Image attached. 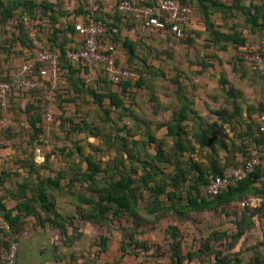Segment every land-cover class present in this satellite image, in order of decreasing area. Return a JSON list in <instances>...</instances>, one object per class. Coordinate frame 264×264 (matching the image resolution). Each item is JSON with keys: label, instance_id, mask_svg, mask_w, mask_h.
Masks as SVG:
<instances>
[{"label": "rangeland", "instance_id": "rangeland-1", "mask_svg": "<svg viewBox=\"0 0 264 264\" xmlns=\"http://www.w3.org/2000/svg\"><path fill=\"white\" fill-rule=\"evenodd\" d=\"M208 37L209 34L203 32L196 38L194 45L190 47L177 43L178 40L175 41L174 56L171 58L174 59L176 57L178 59L175 64H169L168 58L164 59L163 56H159V51L162 47L159 48L158 46L156 49L153 47L155 50L152 53V63L156 71L151 69V79L153 82L156 81L158 83L159 88L157 87L158 90L155 93L152 90H148L146 94L143 93L146 89L141 93L139 92L137 97L140 99V106L135 107V113H138L143 123L139 126L138 121H135L134 117L130 116L131 113L127 112V116L124 119L127 128L125 133H120L114 129L112 120L118 123L119 126L123 125L117 119L116 113H112V120L108 121L106 111L86 95H83L85 98L80 102L79 113H77L75 105H64L65 109L62 110L60 108L61 101L58 98L53 100L51 105L47 99L45 102L41 101L39 104L42 105V108L40 107L38 115L43 118H40L41 122L37 125L42 130L39 136L35 135V128L29 122L27 111H18L22 123L19 124L18 122L16 125L12 119V122L7 125V127H13L9 132L11 140L9 139L6 145H9L8 148L17 153L14 155V159H16V164L14 163V165H17V171H15L14 180L16 182L11 184V188L5 194V198L10 200H17L19 197H23V200L25 196L31 198L39 190L40 181H46L48 178L58 179L63 176L61 190L48 187L45 192L49 200L54 203L56 211L62 215L63 218L57 217L56 220L64 230L54 229L48 222L49 219L54 218L53 215L42 212L38 204L34 202L32 208L36 209L38 217L23 216L19 231L15 230L14 236L19 234L22 237H29L28 239L21 238L18 241L17 264H120L122 261L120 248L128 242V239L127 241L125 240V235H133L139 240L138 243H142L147 250H151L148 259L144 258L146 255L143 254L139 260L149 261V259L160 258L167 262L171 256V235L166 232L169 227L177 228L182 243L181 250L184 254L189 249L199 245L200 242L203 245L204 241L213 232L229 231V235L232 237L239 231L238 222L244 217V213L247 214V212L240 207L238 202L220 207L217 210L204 212H194L190 209L179 208L180 212L177 213L173 210H161L158 215H150L147 211V205H150V201L145 197H140L138 202L135 203L138 215L144 218L143 223L141 222L137 225L134 223V218L128 214L119 217H114L110 214L104 224H92L82 220L80 217V212L87 214L90 210L89 206H83L80 203L81 198L91 196V192L87 188L88 184L73 182L76 174L86 170L85 158L88 156H95L101 159L105 167L107 164L113 167L117 159H125L126 167L120 165V168L123 169L124 167L126 171L132 168L135 172V178H140L144 173V169L141 167L142 164L132 163L127 159V155L122 148L123 140H120L118 135L120 133L126 139L130 140L131 138V140L140 141L144 139L146 130H149L154 135L156 142H149V139L146 138L147 140L143 143L141 149V159H147L151 164L160 168L158 171L159 180L161 181H164V179L169 181L168 177L178 174L179 172L176 169L181 167L186 180L182 181L177 193H182L184 197L187 196V190L192 185V161L208 158H205L207 155L205 151L199 150V144L194 137V134L199 132L202 122L200 123L192 118L184 123L186 128L183 130L187 131V139L191 141L190 146L194 148L195 152L186 153L181 158H177V152L173 154L176 140L167 136V129L164 125L170 121L172 114L179 106L178 104L181 103V100L174 92L176 86H174V89L171 86V81L176 78V74L182 76L185 94L190 101H192V98L196 100L198 98V102L200 100L199 104L201 105V103H206L204 94L209 97L217 94L215 101L218 108L216 109H222L226 117H230L234 113L235 104L241 107H246L250 104L259 106L253 115L262 113L261 110L264 107V78H261L264 76L258 78L254 77L255 75L251 77L247 75L246 79L241 81L240 73L233 70L229 64L231 63V57L236 55V51L231 47H228L227 50L220 48L207 50L205 45L208 44L206 43ZM205 53L208 57L217 56L219 58L218 62H220L215 66L217 69L215 68V71L210 72L214 73L210 78L198 76V73L192 69V60L199 64L204 57L203 55H206ZM156 72H159V76H157ZM163 73L165 75L164 78H162ZM223 80H225V83H222ZM161 85L163 86L161 87ZM211 86L213 87L211 88ZM230 89L236 93V101L235 98L227 96L226 91ZM151 94L157 96L159 105L149 99ZM48 109L52 111L50 120L46 117ZM10 111L9 109L8 114ZM210 113H213V110L203 111L202 114L206 121H211L209 119ZM75 114L85 120V123L82 124L83 131L78 130L77 127L73 124L71 125L68 121L69 118H75ZM236 119L238 120L233 122L227 121V125L219 123L218 128L221 131L225 129L229 136L232 137L233 134H240L244 126L239 124L241 117ZM81 121L79 120L78 124ZM231 127H235L236 132ZM3 130L4 127H1L0 137L5 136L4 133L6 132ZM233 139L237 142L236 147L230 150L232 154L224 151L220 152V154L227 157L230 156L232 161L238 163L241 159L248 157L254 147L249 146L245 150L242 144L246 145V142L244 143L243 140L237 139L236 136ZM160 145H163L164 148V163L152 161V153L158 150ZM239 146L248 153L245 155L239 151L237 149ZM176 160H180L182 164H176ZM225 163H228V160ZM150 170L153 171L151 168ZM109 174L116 175L117 173L113 172V170L109 173H102L98 177L99 189L106 187ZM23 186L24 195L21 192ZM168 189L170 191L173 190L171 187ZM248 212L250 213L247 216L250 218L247 219V222H243L242 225L245 236H241L237 241L229 239L225 242L226 244H233L229 247L230 255L234 257V254L238 253L239 258H244L245 262H247L253 252L250 250L251 248L259 245L262 246L261 250L264 248V211ZM102 238L108 240L106 249L101 246ZM213 257L214 255L206 258L205 264H211Z\"/></svg>", "mask_w": 264, "mask_h": 264}, {"label": "trees", "instance_id": "trees-1", "mask_svg": "<svg viewBox=\"0 0 264 264\" xmlns=\"http://www.w3.org/2000/svg\"><path fill=\"white\" fill-rule=\"evenodd\" d=\"M114 1L117 2L119 0ZM176 1L180 4L191 5L193 12L195 9H200L203 15L204 25H200L190 19L183 38L173 39L170 37L167 41L155 40L153 42H150L146 35L136 36L134 34L132 31V20L118 10L116 3L115 5L112 4L114 5L113 12L107 13L104 9L107 6L104 0L94 1L95 18L98 22L106 25L107 27V32L100 41L101 50L106 52L107 47L113 46L116 52H118V49H120L119 45L121 44V49L126 50L129 60L126 65H123L117 56V65L132 71H136L140 74V78L138 80H127L119 85H113L108 82L105 79L103 73L100 72L101 74L98 75L96 79L97 88L94 89L92 86H89L85 83L86 76L89 73V66L86 63L73 64L66 58V49L68 44L77 42L73 38L74 35L78 34L77 21L80 18L86 19L88 17L89 12L87 10L86 3L85 6H83L75 14L73 20L68 25L66 35L63 39H61L62 31L60 29H56L55 26L56 21L58 20L56 13H52L47 18L49 9L55 12V9L53 8L54 4L51 5L44 0H26V2L15 0L12 2V5H5L2 3V0H0V52L3 67L7 60L5 53L3 52V32L5 33L13 31L15 35L14 37H17V39L21 42L22 47L27 49L28 52H31L30 59H26L24 63L34 61L37 51L41 48L58 52L61 54L60 67L62 71L59 81L60 85L57 87V89H55L54 92V100H57L58 98L61 101L60 108L63 110L65 109L64 105H75L77 107V113H79L80 102L84 100V96L86 95L94 100L100 108L106 111L105 113L108 121L112 120V113H116L117 119L122 122L121 124L123 125L119 126V124L114 120L112 121L114 124V129L118 130L120 133H125L127 130L126 124L124 123L127 112H130V116H133L134 120L138 121L139 126H141L140 124L143 123L138 113H135V107L138 105L140 106V99L137 97L139 92L141 93L144 89H146L147 92L148 90H152L155 93L158 90L157 87L159 88L158 83L156 81L153 82L151 79V69L155 70L152 63V53L158 46L163 48L162 51H159V56L167 53L171 57L169 52L175 48V41L178 40L177 43H181L184 46L190 47L191 45H194L196 38H198L203 32L205 34L208 33L209 37L206 39V43L208 44L205 45L207 50L213 48L227 50L229 46L234 48L236 55L231 57V62H234L236 66L233 68V70H243L247 73L255 75V77L258 78L264 76V74L253 72L249 63L244 58L247 47L251 44H254L255 40L253 41L251 37L260 32L262 29L264 30V12L261 9L262 7L254 4L253 2L247 5L246 2L248 0ZM86 2H88V0H86ZM151 4H154V1H152ZM21 7H25L27 10L22 14L16 13V11ZM39 11H43L44 15H39ZM211 14H221L224 24L218 25L215 23L210 18ZM240 17L244 20L242 21L243 23L240 22ZM24 18H28L30 21V26L37 31L40 43L43 37V30L45 28H50V30H52V36L50 38L52 40V46L41 47V44L39 47L34 46L29 30L24 27ZM45 18L48 19V22L45 21ZM123 19L126 20L124 24L122 23L124 22ZM229 21H233V24L230 25ZM125 29H127L130 34L124 38L122 37V33L125 31ZM77 44L80 46L79 42H77ZM153 47L155 49H153ZM260 51L264 53V51L261 49ZM203 56L204 57L201 59L202 61H200L199 65H202L203 70H206L210 65L207 62L210 57H208L207 54ZM40 66L41 65H38V70L40 69ZM156 74L159 76V72H156ZM163 75L162 78L165 77V75ZM0 78L4 81L12 79L4 78L3 69L0 73ZM43 82L45 84L49 83L46 80ZM171 82L172 89H174V86H176L174 92L177 94L179 100H181V103L178 104L179 106L177 110H175V112L172 114L170 121L164 125V127L167 129V136L176 140L173 154L177 152V158H181L186 153L195 152L194 148L190 146L191 141L187 139V131L183 130L186 128L184 123L192 118L193 120L195 119V121H199L200 123L202 122L201 126L199 127V132L194 134V137L199 144V150L205 151L207 153L205 158H208L205 160L197 159L192 161V185H190L187 190V196L184 197L182 193H177L181 187L182 181L186 180L185 175H183L184 171L181 167H177L176 169L177 172H179L178 174L168 177L169 181L164 179L162 182L159 180L158 170H160V168L151 164L149 161H147V159H141L140 155L142 154L141 149L143 147V143H145L147 139H149V142H156V139L153 137L154 135L149 130H146L144 139L140 141L136 139L131 140V138L130 140L126 139L124 135L122 136L119 133L118 136L120 140H123L122 148L127 155V159H129L132 163L137 162L142 164L141 167L144 169V173L140 178H135V172L132 168L127 171L125 170V159H117L113 167H111L109 164H107L105 167L101 159H98L95 156L86 157V170L82 173L76 174L73 180V182L87 183V188L91 192V196L80 199L81 205L90 207V210L87 214L80 212V217L82 220L92 224L101 225L108 220L110 214H112L114 217L128 214L130 217L134 218V223L139 225V223L144 222L143 216L138 215L135 206V203L138 202L140 197L149 199L150 205H147V211L150 215H158L161 210H173L177 213L180 212L179 208L190 209L194 212L217 210L220 207L230 205L234 202H238L240 205L242 201L250 197H264V168L257 169V171L249 178L228 187L217 197H213L207 193V185L210 176H225L227 174L226 171L232 172L234 169L242 166L250 158L262 152L263 138L259 132L258 121L255 122L251 120L248 124L244 125L245 130L243 129L240 134H233V137L236 136L237 139L243 140L244 143L246 142V145L242 144L245 150L248 149L247 147L249 146L254 147V149H252L249 153L250 155L245 159H241L238 163L232 161L230 156H224V161L228 160V163H224V166H222L219 157L221 155L220 152L224 151L230 154V150L236 147L237 141L233 139V137H230L229 133H227L225 129L224 131H221L220 128H218L219 120L228 119V121L230 120L231 122L238 120L236 118L241 117L242 107L238 104H235L234 113L230 115V117H226V115L224 116V111L222 109L213 110L216 120L214 122L206 121L202 114L204 111L203 106L200 104L197 105V102L194 100V98H192V101H190L186 96L185 85L182 76L176 74V78ZM222 83H225V80H223ZM162 86L163 85H161V87ZM37 92L38 96H40L41 99H44L40 100L43 102L46 101L44 92ZM226 92L228 97H236V93H234L232 89L227 90ZM17 94L19 93H12L10 96V110L15 108L14 99ZM149 99L153 100V102H157L156 104H158L157 96L151 94ZM236 100L237 98H235V101ZM34 108V106L29 105V109H26L27 113H31ZM254 111H256V109ZM254 111H252V113H254ZM261 111L262 113L259 114L260 116L264 115V107H262ZM40 118L42 119L43 117L37 114V116H34L33 120H31V124L35 128L36 136H39L40 133H42L41 128L37 127V125L41 122ZM79 120L82 121L78 124ZM68 121L71 125L73 124L75 127H77L78 130H84L82 124L85 123V120L82 117H78L77 114H75V118H69ZM144 124H146V122H144ZM239 124H244H242V119L239 121ZM3 127V131L8 133L10 132V129L13 128L7 127V125ZM231 129L236 132L235 127H231ZM9 139L11 140V138ZM237 149L245 155L248 153L244 151L241 146L237 147ZM152 157V161L154 162H165L163 145H160L159 149L152 153ZM176 162L178 165L182 164L180 160H176ZM120 165H124L123 169L120 168ZM150 168L153 169V171H151ZM109 170H113V172L117 174H109V180L107 181L106 187L99 189L98 177L102 173H109ZM181 175L183 176L181 177ZM62 178L63 176H60L58 179L48 178L46 181L42 180L39 182V190L33 197L28 198L25 196V199L23 200V197H19L20 202L17 205L16 210L19 212L20 218L23 216L38 217V214L35 211L36 209L32 208L34 202H36L42 212L53 215L54 218L49 219L48 221L50 222L51 226L54 229L64 230L61 227V224L56 220L57 217H63L56 211L54 208V203L49 200V197L45 192V189L48 187L61 190ZM169 187H171L173 190L170 191L168 189ZM21 192H23L22 195H24V186L21 189ZM3 208L4 206L2 205V198H0V210ZM242 209H244L248 214L250 213L248 211H264V206L255 209ZM247 214L244 213V217L240 220V222H238L240 229L235 235L230 237L227 232H213L203 243L202 249L199 252L189 253L188 258L192 259L193 257H198L202 260V263L205 264V261H207L205 259L214 255L215 262H212L211 264H264V252L259 250L260 245L256 246V248L252 250L253 252L248 258L247 262H245L244 258H241L243 263H241L242 261L239 258L238 253H235L234 257H232V255H230L228 252L229 249L227 250V247H231L233 244H226V241L229 239H234V241H237L245 234L242 225L243 222H247V219L250 218L247 216ZM21 222L23 221L21 220ZM169 229L174 231L173 236L177 235L176 227H170ZM124 237L126 241L128 239V242L126 243V241H124L126 244L121 247L123 254L126 252V246H131L133 244L138 246L140 245V243L135 240L133 235H125ZM10 241L11 242L8 244L7 251L10 249L13 243L18 245L16 238H11ZM107 241L108 240L106 238H102L101 246H103L105 249L107 246ZM179 243L180 242L178 241L176 244H174L171 256L173 264H183L185 260V257H182L179 253ZM233 260H235V262H233ZM2 264H6L5 256L2 260Z\"/></svg>", "mask_w": 264, "mask_h": 264}, {"label": "built area", "instance_id": "built-area-1", "mask_svg": "<svg viewBox=\"0 0 264 264\" xmlns=\"http://www.w3.org/2000/svg\"><path fill=\"white\" fill-rule=\"evenodd\" d=\"M94 1L86 2L89 12L86 19L80 18L78 22L79 45L70 43L66 49V58L73 64L86 63L90 72L85 83L97 88L96 72L100 69L105 79L113 85H119L127 80H138L140 74L117 65V52L113 46L107 47L106 52L101 50V38L106 34V25L95 18ZM108 1V0H107ZM154 1V4L151 2ZM119 11L132 20V31L136 36L146 35L150 42L155 40L167 41L170 37L181 39L185 35L187 26L193 14L189 4H180L176 0H119L116 3ZM24 27L31 34L34 46L39 47L37 31L30 26L28 18H24ZM1 31V29H0ZM1 49V45H0ZM253 72L264 74V53L255 44L247 47L244 54ZM61 54L48 49H40L34 61L22 64L11 80L4 81L0 78V128L8 125L10 119L9 99L12 93L23 91H41L45 87L44 80L56 85L60 81ZM38 65L40 69L38 70ZM3 69L0 52V73ZM52 92H50L51 94ZM47 100L52 102V94ZM48 120L52 117L51 109L46 114ZM259 132L263 138L262 152L250 158L242 166L234 169L225 176H210L207 193L217 197L228 187L249 178L259 168H264V115L258 118ZM264 206V197H250L240 203L241 208L255 209ZM18 245L13 243L6 252V264H17Z\"/></svg>", "mask_w": 264, "mask_h": 264}, {"label": "crops", "instance_id": "crops-1", "mask_svg": "<svg viewBox=\"0 0 264 264\" xmlns=\"http://www.w3.org/2000/svg\"><path fill=\"white\" fill-rule=\"evenodd\" d=\"M14 1L15 0H2V3H4L5 5H12V2H14ZM20 1L21 2H26V0H20ZM44 1H47V3H49L51 5L54 4L53 8L55 9V12H53V10L51 11L49 9L48 10V14H47L48 15L47 18L52 13H56V17H57L58 20L56 21V25L55 26H56V29H60L62 31L61 32V39H63L64 36L66 35V31H67L69 23L73 20L75 14L83 6H85L86 0H44ZM219 1H224V0H219ZM104 2L107 4V6L104 8L105 11L107 13L108 12L112 13L113 9H114L113 6L117 2H115L114 0H108V1L104 0ZM252 2L254 4L262 7L261 9L264 12V0H248L246 2V4L248 5L249 3H252ZM112 4H114V5H112ZM26 10L27 9H25V7H21L20 9H18L16 11V13L22 14ZM38 14L39 15H44L43 11H39ZM47 18H45L46 19L45 21L48 22ZM210 18L215 23H217L218 25L224 24V21L221 18V14H211ZM123 20H124V22H122V23L124 24L126 22V20L125 19H123ZM191 20L195 21L196 23H198L200 25H204V23H203V15H202V12H201L200 9H195L194 10V12L192 14V17H191ZM242 21H244V20L240 17V22H242ZM229 24L232 25L233 21H231V22L229 21ZM51 32H52V30H50V28H45L43 30V37H42V40H41V43H40L41 47L52 46V40L50 39L51 36H52ZM129 34H130L129 31L127 29H125V31L122 33V37L125 38V37L129 36ZM14 36L15 35H14L13 31L5 32V33L3 32V34H2L3 52L5 53V56H6V59H7L5 64H4V67H3V76L6 79L12 78L15 75L18 67L20 65H22V63H24V61L26 59H30V57H31V52H28L27 49L22 47L21 42L17 39V37H14ZM73 38L77 42H79L80 39H81L78 34L74 35ZM251 38H252L253 41L255 40L254 44L257 45L259 47V49L264 51V30L262 29L260 32H258L257 34H255ZM13 40H15V41H13ZM119 48L120 49H118V52H117V56L119 58V61L123 65H126L128 63L129 56L127 55L125 49H121V44L119 45ZM232 49L234 50V48H232ZM162 50H163V48H161V51ZM142 53H143V51H142ZM169 53H170L171 57L166 53L165 55L164 54L162 55L164 57V59L168 58L169 64L177 63L178 59L176 57L174 59H171L174 56V49L171 50ZM161 57L159 58L160 63H161ZM218 59L219 58L216 57V56L210 57L209 60L207 61L208 64H210V65H209V67H207L206 70H203V66L199 65L198 62L192 60V67H193L192 69H194L195 72L198 73V76H201V77L202 76L203 77L207 76L208 78H210L211 75L214 74V73H210V72H212L213 70L215 71L216 64L220 63V62H218ZM229 64L232 66V69L236 66V64L234 62L233 63L231 62ZM166 66H168V65H166ZM163 67H165V66H163ZM235 71H237V70H235ZM89 72H90V69H89ZM100 72H101V70L97 69L96 77H98V75L101 74ZM238 72L240 73L239 77H240L241 81H244V79H246L247 75H250V77L253 76L251 73H247V72H245L243 70L242 71L238 70ZM59 85H60L59 83L54 85V84H52L50 82L48 84H46L44 89L41 90V92L42 91L44 92L45 99H47V97L50 94V92H52L51 94H52V101H53L54 100L55 89H57V87ZM171 86H172V84H171ZM212 87L213 86H211V88ZM143 93L146 94L148 92L147 91H143ZM216 96H217V94H215L213 96H210V97L208 95L204 94V98H206L204 100H206L205 101L206 103H204V104L201 103V106H203L204 111H206V110H216V108H218V107H216L217 106L216 101H215V97ZM40 99H41V97L38 96V92L37 91H32V92L31 91H27V92L23 91V92L17 94L15 96V99H14L15 108L13 110H11L10 113L8 114V116H7L11 120L10 122H12V119H13L14 122H15L14 124L17 125L18 122H19V124H21L22 120L20 119L18 111L22 110L23 112L24 111L26 112V109H29V105L35 107L31 111V113L30 112L28 113L29 114V122H31V120H33L34 116H37L38 111H39L40 107L42 106L39 103H40L41 100H44V99H41V100ZM194 100L197 102V105H198L200 100H199V102H198V98H197V100L194 98ZM51 104H52V102H50V105ZM257 108H259V106H256V105H253V104H250L249 106L247 105L246 107L242 106L241 119H242V124L244 123L243 126L245 124H248L251 120H253L255 122L258 121V118H259L260 115H253V113H252V111H254ZM1 114H3V113L0 111V115ZM210 115L211 116H209V119H211V122H214L216 120V116L213 113H210ZM225 120L220 119L219 123L220 124L222 123V125H223V123H225L227 125L228 119H225ZM4 135L5 136L0 137V198H2V205L4 206V208L0 210V264H2V260H3L4 256H5L6 252H7V249H8V244H9V242H11L10 241L11 238L14 237V238L17 239V241L21 240V238H23V239H28L29 238V237L19 236V234H18V236H14L15 235V230L19 231V227L21 226V220H23V217L20 218L19 212L16 210V207H17V205L19 204L20 201H19V199L10 200L8 198H5V194L9 192V190L11 188V184H15L14 182H16L14 180H15V171H17L16 170V166L17 165H14V163L16 162V159H14V157H15L14 155H16L17 153L15 151H13V150H10L8 148L9 145H6L9 142L10 133L6 132V133H4ZM230 137H232V136H230ZM219 157H220V162H221L222 166H224L223 165L225 163L224 155L221 154ZM230 172L226 171V173H227L226 175H228ZM14 225H16V226H14ZM169 228H168V231H166V232L167 233L169 232L168 234L171 235V237H170V239H171V241H170L171 242L170 255L172 256L174 244H176V242L179 241L180 242L179 245H178L179 246L178 247L179 253L181 254L182 257H185V260H184L183 264H203L202 260L199 259L198 257H193L192 259L188 258V254L189 253L199 252L202 249V247H203L202 242H200L199 245H197L196 247H193V248L189 249L188 251H186V254H184V253H182V250H181L182 243H181V239H180V237L178 235L179 234L178 230L176 232L177 235L173 236L174 235L173 234L174 231L170 230ZM223 232H227L228 234L230 233L229 231H223ZM244 236L245 235H243V237ZM135 240L139 242V240H137L136 238H135ZM34 244H35V241H34ZM261 247L262 246H259V250L263 251L264 248H263V250H261L262 249ZM254 248H256V246L251 248L250 250L252 251ZM154 249H152V250H154ZM228 249H229V247H227V250ZM239 251H240V249H239ZM120 252H121V258H122V261L120 262V264H173L171 256H170V260H168L167 262H164L160 258H155V260H153V259L150 260L149 259V261H141V260H139L143 256V254L146 255L144 258L148 259V257H150V253H151V250L150 249L147 250L145 245H142V243H140L139 246L136 245V244H133L131 246H129V245L126 246L125 254L122 253L121 248H120ZM228 252H229V250H228ZM159 256H162V255H159ZM212 262H215V257L212 258Z\"/></svg>", "mask_w": 264, "mask_h": 264}]
</instances>
